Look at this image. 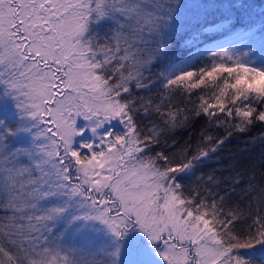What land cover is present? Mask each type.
Masks as SVG:
<instances>
[{
	"label": "snow or ice",
	"instance_id": "6c2138e0",
	"mask_svg": "<svg viewBox=\"0 0 264 264\" xmlns=\"http://www.w3.org/2000/svg\"><path fill=\"white\" fill-rule=\"evenodd\" d=\"M246 14L0 0V264H264V21Z\"/></svg>",
	"mask_w": 264,
	"mask_h": 264
},
{
	"label": "trees",
	"instance_id": "16d2710c",
	"mask_svg": "<svg viewBox=\"0 0 264 264\" xmlns=\"http://www.w3.org/2000/svg\"><path fill=\"white\" fill-rule=\"evenodd\" d=\"M240 2L244 3L247 7V14L245 18H250L253 22H255L257 29H259L261 21H264V0H240ZM257 35H260L259 31L257 32ZM241 147H243V145L239 140L232 139L225 145V150L221 155L225 158L230 154L240 155L239 149ZM256 151L258 152L259 148H257ZM226 162V159L221 161V163Z\"/></svg>",
	"mask_w": 264,
	"mask_h": 264
}]
</instances>
